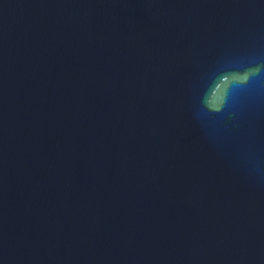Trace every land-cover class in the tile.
<instances>
[{"label": "water", "instance_id": "1", "mask_svg": "<svg viewBox=\"0 0 264 264\" xmlns=\"http://www.w3.org/2000/svg\"><path fill=\"white\" fill-rule=\"evenodd\" d=\"M0 264H264V0H0Z\"/></svg>", "mask_w": 264, "mask_h": 264}]
</instances>
